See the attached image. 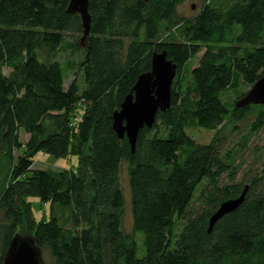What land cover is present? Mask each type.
<instances>
[{
	"label": "trees",
	"instance_id": "trees-1",
	"mask_svg": "<svg viewBox=\"0 0 264 264\" xmlns=\"http://www.w3.org/2000/svg\"><path fill=\"white\" fill-rule=\"evenodd\" d=\"M182 1L88 0L81 46L69 0H0L1 260L25 216L49 264H264V106H235L264 75V0H202L192 17L179 16ZM162 50L177 66L170 105L139 129L131 151L113 113ZM67 71L82 83L74 76L65 87ZM53 113L61 130L44 135ZM226 126L246 132L229 143ZM192 127L215 133L198 143ZM19 130L30 135L25 144ZM252 135L262 144L241 173L239 150ZM39 151L77 164L32 168ZM123 165L134 234L122 229ZM245 187L208 231L220 204ZM25 196L49 203V218L35 220L17 201Z\"/></svg>",
	"mask_w": 264,
	"mask_h": 264
},
{
	"label": "water",
	"instance_id": "water-1",
	"mask_svg": "<svg viewBox=\"0 0 264 264\" xmlns=\"http://www.w3.org/2000/svg\"><path fill=\"white\" fill-rule=\"evenodd\" d=\"M67 11L80 17L82 36L80 45L84 46L90 30L88 0H69ZM176 64L167 58L165 50L153 51L151 68L141 73L131 92L121 102L119 110L113 113V129L119 138L127 137L131 151H134L139 129L151 127L158 111L169 108L171 85L176 74ZM250 104L264 106V75L235 102L236 107ZM246 188L236 198L227 199L220 204L209 218L208 231L224 214L236 209L242 202ZM1 264H45L42 250L36 245L32 235L14 234L2 256Z\"/></svg>",
	"mask_w": 264,
	"mask_h": 264
},
{
	"label": "rangeland",
	"instance_id": "rangeland-1",
	"mask_svg": "<svg viewBox=\"0 0 264 264\" xmlns=\"http://www.w3.org/2000/svg\"><path fill=\"white\" fill-rule=\"evenodd\" d=\"M202 4V0H184L182 1L178 7H177V12L179 16H184V17H192L195 15ZM76 37L74 34H70L68 36L70 41H73V39ZM80 37H77L79 40ZM202 51L197 54V56L192 59L193 64H196L198 57L201 55ZM6 71V70H4ZM7 72V71H6ZM76 77V81L81 84L82 83V78L80 71H77V73L74 75L72 71H67L66 78H65V87L68 86L70 81L73 79V77ZM229 100L233 99V93L230 92L227 96ZM81 113L69 123L70 126L74 127L75 122L81 117ZM63 123L62 116L59 113H53L52 115L49 116V118H46L45 123L43 125L44 127V135H47L51 132L55 131H60L61 130V125ZM187 133L194 138V140L198 143H207L211 139V137L214 135L215 131L214 130H206L203 128L199 127H192L186 129ZM246 132L245 126H241V130L239 132L235 131H229V126H226L223 129V133L227 136V141L229 143L239 141L244 133ZM19 140L21 143L25 144L29 138L30 135L23 130H19L18 132ZM262 140L260 137L252 135L249 137V139L244 142L245 148L244 150H239L240 154L238 157V161H244V164L240 167V171L245 169L246 164H250L253 162V155H252V150L255 146H261ZM19 150H15L14 157H17L19 155ZM77 164V156L75 155H68L66 157H55L51 154L39 151L36 153L33 158H32V168H52V169H63V168H71L74 167ZM121 187L123 190L124 198H125V204H124V214L122 218V229L125 233L127 234H134L133 233V227H132V214H131V208H130V203H129V190H128V181H127V172H126V166L123 165V169L121 172ZM18 202H23L25 204H28L29 210L31 209V215L35 220L40 219L42 216L45 218H49L50 215V205L49 203H42L37 197L35 196H25L24 200L17 199ZM30 202V203H29ZM31 205V206H30ZM58 208L55 207V212L57 211ZM26 215V212L23 213ZM23 215V216H24ZM3 214L2 211L0 210V264L2 263L1 260V254H2V249L4 245V227H3ZM32 230V227L30 226V221L26 219L24 216L21 219V222L18 226L17 233L21 235H25L28 231ZM136 238H138L137 235H135ZM43 260L45 264L50 263V258L49 255L46 251H43L42 253Z\"/></svg>",
	"mask_w": 264,
	"mask_h": 264
}]
</instances>
